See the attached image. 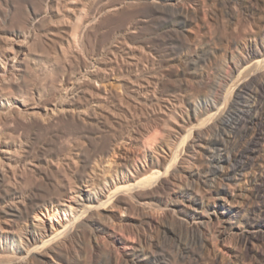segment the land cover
Listing matches in <instances>:
<instances>
[{
    "label": "bare ground",
    "instance_id": "1",
    "mask_svg": "<svg viewBox=\"0 0 264 264\" xmlns=\"http://www.w3.org/2000/svg\"><path fill=\"white\" fill-rule=\"evenodd\" d=\"M51 1L22 0L17 6L14 0H0V231L5 230L9 235L6 247L0 248V264H176L180 261L199 264L198 250L206 245L202 226L217 214L218 205L233 201L235 187L254 162L252 156L259 145L258 135L254 133L246 141L242 140L249 132L250 123H259L257 100L264 92V69L259 71H262L260 74L244 79V71H240L242 62L236 65L233 69L240 71L241 78L225 104H220L224 95L203 104L193 102L195 117L202 121L190 126L184 138L181 137L182 144L179 141L175 152L173 148L174 160L159 166L149 163L136 168L132 175L128 164L129 148L152 153L158 149L160 136L154 122L156 109L151 107L147 122L139 124L133 132L128 131L127 135L116 126L108 130L104 124L113 113L108 110V102L115 94L111 95L113 82L107 80L105 74L99 76L97 72L87 73L86 70L85 80L74 82L69 77L72 78L76 70L72 75L68 74L69 69L66 64L63 67V63L59 64L63 69L58 70L59 73L63 70L62 74L55 77L58 79L57 82L54 79L55 83L49 79L51 90L45 93L44 79L47 77L48 80L50 73L47 76L45 61L40 65L42 62L38 63V60L43 56L41 28ZM152 2L156 4L157 0ZM12 9H18L13 17ZM77 36L72 39V46L78 45ZM254 53L264 56V51ZM263 63L264 58L257 60L259 67ZM223 77L224 84L230 81L231 77ZM258 78L262 80L252 86L251 82ZM69 79L73 80L72 85H68ZM194 151L199 152L202 160L198 168L188 174L177 170L178 162L186 158L183 154L194 156ZM176 185L181 187L182 197L171 203L175 205L187 200V217L174 216L172 212L176 209L167 212L161 219L160 232L155 234L150 230L145 237L140 235L138 244L120 260L97 241L106 225L115 222L108 212L110 207L138 215L139 224L144 227L150 223L148 199ZM255 187V193H260L258 185ZM212 195L217 202L210 200ZM252 204L251 210L259 211V217L264 216V205L260 202ZM243 205L235 202L232 206L234 225L253 223L262 226ZM46 211L54 217H60L62 213L68 215V212L70 216L50 227L39 228L33 225L35 223H29V219ZM172 218L183 222L189 233L192 232L191 237L184 239L182 234L175 232L169 226ZM16 227L24 231L17 238L14 236ZM48 255L56 262L48 261Z\"/></svg>",
    "mask_w": 264,
    "mask_h": 264
},
{
    "label": "rangeland",
    "instance_id": "2",
    "mask_svg": "<svg viewBox=\"0 0 264 264\" xmlns=\"http://www.w3.org/2000/svg\"><path fill=\"white\" fill-rule=\"evenodd\" d=\"M20 2L22 0H14L17 6ZM48 7H46L48 12L45 20L47 17L50 18L43 21L41 28L42 38L48 41V44L41 38L42 41L39 44L43 56L38 60V63L42 62L40 65H44L45 61L48 67L47 76L50 75L48 80L44 75L41 76L45 78L44 91L47 90L45 93L51 90V84L57 82V78L62 74L63 70L60 73L59 71L63 63L62 66L65 67L66 64L69 69L68 74L70 72L72 75V72L76 70L72 78L69 75L74 82L76 79L79 82L85 80V70L97 72L99 76L106 75L107 80L113 82L111 95L115 94L108 102V110L113 112L109 120L111 123L108 121V124H104V128L108 130L116 126L127 135L128 131L133 132L139 124L147 122L146 118L152 110L151 107L156 109L157 118L154 122L159 129L158 149L152 153L129 148L128 164L132 169L130 173L132 175L137 169L149 163H157L156 165L159 166L161 163L169 164L174 160L173 148L180 145L179 143L183 140L181 137L184 138L190 126L198 125L202 121L201 118L195 117L192 110L193 102L203 104L208 99H216L224 95L220 104H225L231 97V90L241 78L239 77L241 70L244 71L242 75L246 79L257 73L260 74L262 71H259L264 69V63L260 67L257 65V60L264 56L254 53L257 50L264 51V0H157L156 4L152 0H52ZM15 11L18 12V9L11 10L12 17L17 13ZM75 31L76 35H74ZM74 36H77V42L80 43L78 45L74 43L73 46L77 45L76 47L71 45L74 42L72 41ZM51 39L58 42L54 43ZM51 44L56 46L53 48ZM43 46L49 50L45 49V51ZM60 47L64 48L61 50ZM241 62L240 71H235L233 68ZM57 65H59L58 68ZM223 76L231 77L230 81L225 83L228 84L227 86L224 84ZM49 79L53 82L49 83ZM70 79L68 85L74 83ZM261 80L262 78L255 79L251 85L257 86ZM117 95L123 96L124 99H120L122 102ZM257 101L259 107L257 116L260 124L250 123L249 132L242 140L246 141L254 133L258 135L259 145L252 156L254 162L248 168V173L245 172L246 174L242 175L240 183L235 187L236 196L232 198L233 201L226 205H218L217 214L212 215L210 221L208 220L202 226L206 245L200 251L198 250L199 264L230 262V264H264V216L259 217V211L251 210L254 202L264 205L263 91ZM224 116L230 117L227 114ZM192 153L196 154L194 156L188 153L183 154L186 158L178 162L177 170L188 174L198 168V164L202 162L200 154L198 151ZM255 180L257 184L254 183ZM257 185L261 189L258 194L255 193ZM181 195L182 189L176 185L170 190H162V193L150 197L147 206L150 223L144 227L139 224L138 215L124 213L115 207H110L108 212L112 214L115 222L106 225L97 241L110 249L115 259H122L134 245L138 244L140 235L145 237L150 230L155 234L160 232L161 221L166 217L167 212L176 209L172 212L174 216L181 219L187 217L189 209L187 200L175 205L171 203L173 199L181 198ZM210 200L213 203L217 202L213 195L210 196ZM235 202L244 204L246 210L249 209L256 219L255 221L263 225L251 223L252 225L235 226V220L231 221V209ZM44 213L34 216L35 218L32 217L29 223H35L33 225L39 228L50 227L59 221L68 220L70 216L69 212L68 215L62 213L60 217L50 216V212L47 211ZM174 220V218L169 220V224L172 225L169 226L173 227L175 232H179V235L182 234L184 239L191 237L192 232L189 233L187 226L183 222ZM16 229L15 238L23 235L22 229L19 227ZM222 230H225L223 234H221ZM7 236L9 238L7 231H0V248L6 247ZM46 257L48 261L56 262L52 255ZM185 263L180 261L176 264Z\"/></svg>",
    "mask_w": 264,
    "mask_h": 264
}]
</instances>
